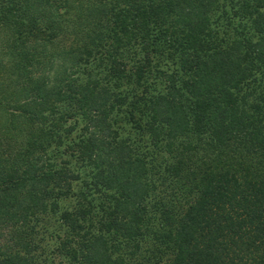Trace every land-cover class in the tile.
<instances>
[{"label": "trees", "instance_id": "trees-1", "mask_svg": "<svg viewBox=\"0 0 264 264\" xmlns=\"http://www.w3.org/2000/svg\"><path fill=\"white\" fill-rule=\"evenodd\" d=\"M0 264H264V0H0Z\"/></svg>", "mask_w": 264, "mask_h": 264}]
</instances>
